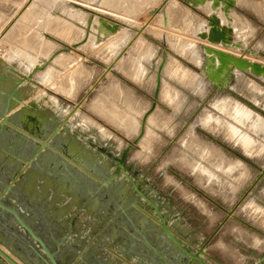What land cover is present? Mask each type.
<instances>
[{"label":"rangeland","instance_id":"obj_1","mask_svg":"<svg viewBox=\"0 0 264 264\" xmlns=\"http://www.w3.org/2000/svg\"><path fill=\"white\" fill-rule=\"evenodd\" d=\"M94 1L0 0V47L4 46L3 50L0 48V63L5 68L1 71L11 72L9 76L12 77L11 80H16H12L14 83L28 87L29 93L33 91L28 96L29 99L31 98V103L28 105L38 104L45 107L53 102L52 104L58 105V114L61 122L64 121L62 126L66 127L70 121L74 122L73 125L79 123L83 126L80 130L84 135H93L99 141H105L108 147L106 157L111 160L119 158L130 145L131 148L124 161L126 168L129 169V175L135 178V181L137 179L135 175L143 177L144 179L138 178L140 183L151 186L157 203L164 204L167 199L176 208L175 212L178 213L183 209L185 227L193 230V235H197L204 242L207 241L205 248H208L210 253L217 255V251L213 248V241L217 240L222 233L228 232L227 228L232 229L229 232L232 234L225 235V240L233 239L234 234L243 239L245 236L264 238L263 219L244 209L252 205L258 212L260 209L264 213V174H262L264 148L259 155L245 156L240 147L228 139L224 130L217 128L215 123L212 125L208 120L210 113L218 118H224V112L231 104H234L238 113L240 110L248 111L252 114L251 117L256 115L257 119H252L254 123L259 121L261 125H264L262 123L264 121V79L244 73V76L233 77L226 90H215L204 78L202 70L203 54L200 48L206 43H201L188 35L185 36L182 33L185 29L181 25L174 26L166 22V26H163L160 14L163 8L161 3L166 0H162L159 5L155 4L153 7H144L149 0H143V4L136 3V5H134L135 1L140 2V0H131L130 3L125 2L126 0H103L101 7H94ZM150 1L153 4L156 0ZM248 1L260 2V7L257 12L243 10L244 7L241 10L239 6L240 9L236 7L233 9H237L234 11L235 21L241 25V29L244 28L238 35L240 41L233 42L243 44V48L255 53L252 57L255 60L264 61V19H261L264 18V12L261 9H264V3L261 2L264 0ZM121 4L125 6H123L122 14L108 10L121 8ZM132 7L135 9L134 12H127V9ZM139 9L141 10L134 18L132 15ZM201 9L198 7L190 11L202 17L206 23L207 16ZM258 11L262 13V16ZM154 12L155 14L151 15ZM100 15L114 17L126 25H123L116 35L95 45L94 37L90 35L91 27L87 37H85V30L88 27L87 20L91 17L93 21ZM174 27L176 30L178 27L180 29L176 31ZM138 31L141 33L137 34ZM185 32L187 33L186 30ZM157 33L166 35L165 42ZM185 42H192L195 45L194 49L184 52L170 47L184 45ZM139 44L150 47L148 49L143 46V51L151 52L152 49L153 53L151 58L142 61V73L140 69L137 70L135 59L134 62L132 61L133 55L138 53H141L139 57H147V54L138 49ZM163 53L166 57L164 66L166 64L168 66L164 70L163 80L168 86H161V94L159 90L154 108L155 114L152 116L154 124L158 125L161 121L163 126L158 129L153 128V133L156 135L144 148L139 143L140 140L133 145L136 137L125 136L115 128L125 129V131L129 129L128 133H130L132 122L128 120L127 114L142 111L144 105L146 107L144 113H146L151 107L155 90L156 66ZM238 53L241 54L240 56H245L243 52L238 51ZM193 54L196 57H193ZM71 62L72 66L69 64ZM65 65L70 66L67 68ZM71 68L74 70L71 71ZM71 72L78 77L76 78ZM78 72L84 75L79 73V76ZM136 72L141 73L139 80L131 78ZM22 76H31V78L29 81H23ZM57 84L62 86L61 89L64 87L62 91ZM117 87L118 93L114 89ZM102 93L105 94L104 105H107V108L110 106L109 114H105L100 108H94V101ZM112 111L114 114H119H113V116ZM134 115L138 116L135 112ZM118 116H122L123 122L116 119ZM108 117H110V123L106 119ZM120 124L126 127H121ZM62 126L58 129V134ZM9 128L12 131L15 130L13 126ZM15 128L18 129V127ZM259 132L264 134L263 126ZM261 133L255 136L264 143ZM50 134L47 135V142L50 140H48ZM257 139L255 140L258 141ZM25 143L28 146V152L33 151L31 142L26 140ZM50 143L52 149L48 153L45 150L40 152V156L47 155V158L39 162L40 164L46 159L58 162L67 157L65 151L60 149L61 147L55 141ZM255 144L247 142L245 147L249 145L250 149H248L253 150L252 145L255 146ZM201 152L205 154V158H200ZM27 157L28 155L25 158ZM237 161L240 162L241 173L236 178L230 179L226 175L234 177ZM197 162L203 166H199ZM211 162L214 165H234L223 168L225 175L213 168ZM190 166L194 170L201 167L199 169L205 182L210 185L203 184L202 179L190 173ZM27 168L30 166L27 165ZM21 170L22 167L12 180L0 177L1 183L16 184L21 178L19 177ZM182 190L188 192L191 197L184 198ZM199 204L203 205L204 210ZM222 260L229 262L227 258Z\"/></svg>","mask_w":264,"mask_h":264},{"label":"crops","instance_id":"obj_2","mask_svg":"<svg viewBox=\"0 0 264 264\" xmlns=\"http://www.w3.org/2000/svg\"><path fill=\"white\" fill-rule=\"evenodd\" d=\"M182 12H184V10H182ZM184 15H186L187 18L189 17L190 20H197L195 17L199 16L194 13L187 14L185 12ZM138 46L139 50L147 54V57H139L141 53L133 55V59H137L135 61L137 70H141L142 61L151 58L153 53L152 49L151 52L143 51V46L145 45L139 44ZM145 47L148 49L150 48L148 46ZM166 68H168L167 64L164 66L161 75V86L165 85L163 74ZM1 69L5 68H3L0 63V107H5L7 105L12 106L9 115L17 114L18 129L13 127L15 130L12 131L11 128H9L11 127L10 125H6L0 129V177L5 179L11 177L22 167L20 171L22 175H20V181H22L25 188L30 191V197L32 199L36 198L46 204L59 203L58 209L60 210V217L64 230H67L74 238L83 235L87 241L85 249L88 248L91 250V264H94L95 260L99 258H102L101 264H175V255L172 249L170 250L167 246H164L158 235L153 232L152 227H155L154 222L152 220L150 221L147 216H141L140 214L137 216L128 215L126 212V203H123L121 208L124 212L123 214L118 217L113 214L104 218L100 216L99 207L93 203H75L71 192L76 191L75 185L77 183L75 182V173L72 171L74 170V165L71 163L68 155L71 154L74 157L71 152L75 153L77 151L78 153L74 158L80 156V159H82L87 167L101 170L105 167L108 160L106 157L108 151L107 144H105V141H99L93 135H84L80 130L83 126L79 123H77L78 125L74 124L76 125L74 126V122L71 123L70 121L66 127L65 125L62 126L64 121L61 122L57 109L58 105L52 104L53 102L49 100L47 101L51 104L45 107L38 104L28 105L31 103V98L29 99L28 96L33 91L29 93L28 87L14 83L10 80V78H12L9 76L11 72H5V70L2 72ZM141 73L139 72V74H137L136 72L131 78L139 80L141 78ZM35 96H38L37 93ZM36 102L41 103V101ZM143 108L142 111H134L139 117L135 116L134 112H129V114H127L128 120L132 122V131L130 133H128L129 129L127 131H125V129H115L122 132L125 136L136 137L141 127L142 115L146 109L145 105ZM236 110L235 105L231 104L224 112V118H218L210 113L208 115V120L212 125L215 123L214 125H216L217 128L224 130L228 139L238 145L245 156H254V154L259 155L264 148V143L260 142L255 135L261 133L259 130L262 126L264 127V125H261L259 121L254 123L249 114L250 112L248 113V111L245 110H240V120L237 117L238 112ZM154 114L153 111V113L146 118L144 126L145 136L139 142L144 148L149 144V141L154 138V135H156L153 133V128L158 129L163 126V122L161 121L158 125L154 124L152 119ZM262 123H264V121H262ZM57 125L58 129L62 126V130H60L58 136H62V143L64 145L63 150L67 156L63 158L64 160H61L63 167L57 165L56 162L52 161L53 159L40 164L38 158L34 160V162L37 163L35 169H33L34 171L28 174L31 168H27L28 164L26 163L25 157L29 152L25 141L29 140V134L35 136L36 133H45L47 135L51 133L50 135H52L53 127ZM262 137H264V134ZM247 142L256 143L255 146L252 145L253 150H247L245 147ZM199 156L200 158H205V154L202 152L199 153ZM237 163L238 165L234 177L226 175L223 171V168L234 164L214 165L212 162L210 164L213 165V168L218 169L230 179H233L241 173L240 162L237 161L235 164ZM198 164L199 166L202 165L200 163ZM207 169L216 175L212 170L209 168ZM189 172L194 174L198 179H202L203 184H207L199 167L194 170L190 166ZM135 177L144 179L138 175H135ZM96 182L98 181L93 180V184ZM139 185L141 187V183ZM181 193L186 199L191 197V195L184 190H182ZM165 201L164 204L157 203V206L162 212L167 225L176 232L183 244L187 245L190 242L196 247L205 246L207 241L204 242L197 235H193V230H189L185 227L183 223V209L177 213L175 212L176 208L169 200L166 199ZM199 205L201 209L204 210L203 205ZM244 209L254 216L262 218L264 221V213L260 209L258 212L252 205ZM133 210L134 212L136 211L135 209ZM67 224L68 227L66 228ZM227 231L228 232L219 235L217 240L213 241V248L217 251V255L213 252L210 253L208 248H205V253L207 255L205 259L208 264H264V261H261V259L264 258V238L245 236L243 239L241 237H236L234 234L235 237H233V239L229 238V240H225V235L231 236L232 234L229 233L232 231L231 228H227ZM222 258H227L229 262L226 263ZM188 264L191 263L188 262Z\"/></svg>","mask_w":264,"mask_h":264},{"label":"flooded vegetation","instance_id":"obj_3","mask_svg":"<svg viewBox=\"0 0 264 264\" xmlns=\"http://www.w3.org/2000/svg\"><path fill=\"white\" fill-rule=\"evenodd\" d=\"M55 143L61 147L60 149H64L62 136H58L55 139ZM71 153L75 157L78 152ZM122 155L116 160H111L107 157V164L101 170L87 167L82 159H80V156L74 158L71 154L68 155L71 163L74 165V170L72 171L75 173V182L77 183L75 185L76 191L71 192L75 203H93L99 207V213L102 218L113 214L118 217L123 214L124 212L121 208L123 203H126L128 215L137 216L140 214L141 216H147L150 221L154 222L155 227H152V230L158 235L164 246H167L170 250L172 249L175 255V264H185L183 263L184 254L161 231L160 220L157 218L149 202L157 208L165 222V226L172 231L173 236L181 246L185 248L196 246L190 242L187 245L183 244L176 232L167 225L162 212L156 204V197L152 193L151 186H145L144 184L142 186L141 184L140 187L137 182L138 178L135 181V178L129 175V169L126 168L125 162L123 163L124 172L135 184L137 190L122 175L118 167ZM41 156L39 161H43L45 157L47 158L46 154ZM46 162H48V159H46ZM60 162L56 163L63 167ZM30 168L28 174L34 171L35 166ZM15 175L7 179L12 180ZM20 175L19 177H21ZM93 180H97L98 182L93 184ZM29 192L20 180L16 184L13 183L11 185L9 182L0 183V203L2 205L0 207V249L17 264H91V250L85 249L87 241L83 235L74 238L67 230H64L60 210L58 209L59 203L46 204L36 198L32 199ZM133 209L136 211L134 212ZM10 210L18 214L22 223L31 230L35 237L41 240L44 246L32 238L27 229L9 212ZM101 261L102 258L96 259L94 264H101ZM0 264L10 263L0 256ZM191 264L198 263L194 262Z\"/></svg>","mask_w":264,"mask_h":264},{"label":"water","instance_id":"obj_4","mask_svg":"<svg viewBox=\"0 0 264 264\" xmlns=\"http://www.w3.org/2000/svg\"><path fill=\"white\" fill-rule=\"evenodd\" d=\"M177 1L186 5L190 10L196 9L198 7L203 8L205 4L209 2V8L211 9L212 13L207 15L206 23H205L206 31L199 34L198 35L199 38L205 40L210 45H221L222 47L237 49L242 51L243 53H249L252 56L255 55V53L243 48L242 45L233 42L231 27L227 25H223V23L219 18L218 11H220V13L225 18V20H227V22L231 21L229 17V11L233 10L236 7V0H177ZM165 3H166L165 1L162 2L161 7H163ZM154 14L155 12L152 13L151 15ZM91 23H92V18L90 17L87 20L88 27L85 30V37H87ZM97 23L98 26L102 27L105 30H108L111 33L117 32L119 30V27L123 26V24L113 21L110 18H105L101 15L100 17L97 18ZM140 33H141L140 31L137 32V34ZM200 49L203 54L202 70L204 73V78L206 79V81H208V83H210L215 88V90H226L228 84L232 81L234 77L233 75L234 70L240 71L243 74L249 73L255 77H261L264 79V66H261L257 63H251L249 61L244 60L243 58L233 57L228 53L213 49L210 46H201ZM165 61H166V57H165V53H163L160 62L156 66L153 103L142 117L141 129L139 134L133 141V145L136 144L143 137L146 118L148 115H150L153 112L155 108V103L158 98V94L161 86V75H162V69L165 65ZM36 69L39 70V68ZM30 78L31 76L28 77L22 76L23 81H29ZM12 80L16 81L14 79ZM17 82H22V81H17ZM11 109H12L11 105L0 107V129L6 125L18 127L17 114L9 115ZM57 126L53 127L52 135L49 136L50 139L48 141L49 143L46 141L47 134L45 133H36L35 136L29 134L28 137H29V141L31 142V148L33 149V151H30L28 154V158L26 160L28 166L32 167L37 165V163L34 162V160L40 158L41 151L45 150V152L48 153L49 150L52 149L50 141H55V139H57L58 137ZM130 148L131 146L129 145L124 151L121 160L118 164V167L121 170L122 175L130 182L133 188L137 190L135 184L128 178V176L126 175L123 169V163L125 161L126 154ZM262 174H264V171H262ZM139 195L142 197L140 193ZM149 204L153 207L157 218L160 220L161 231L171 241V243L175 247L180 249V251L184 254L183 263L187 264L188 262L189 263L195 262L198 264H207L205 260V257L207 255L204 252L205 246L193 247V248L191 247L185 248L181 246L176 240V238L173 236L172 231L165 226V222L161 217L157 208H155V206L152 203L149 202ZM0 207H2L1 203H0ZM9 212H11L14 215V217L17 219V221L25 229H27V231L31 234L33 239H35L36 241H38V243L44 246L41 240L35 237L31 232V230L22 223L18 214L15 211L10 210ZM0 256L10 264H17L1 249H0ZM261 261H264V258H262Z\"/></svg>","mask_w":264,"mask_h":264},{"label":"bare ground","instance_id":"obj_5","mask_svg":"<svg viewBox=\"0 0 264 264\" xmlns=\"http://www.w3.org/2000/svg\"><path fill=\"white\" fill-rule=\"evenodd\" d=\"M68 1V0H67ZM102 1L103 0H95L94 2H93V6L94 7H101V3H102ZM124 1V0H123ZM122 1V2H123ZM130 1L131 0H126L125 2H128V3H130ZM162 0H156L153 4H152V2L149 0V2L148 3H146L145 5H144V7H153L155 4H159L160 2H161ZM151 2V3H150ZM166 3H165V5L163 6V8L161 9V19H162V23H163V26L165 27L166 26V22H168L169 24H173L174 26L175 25H178V26H180L181 25V27H183V29H185L186 31H187V33L185 32V30H183L182 31V33H184L185 34V36H190V37H192V38H194V39H196V40H199V41H201V43L202 42H204V43H206V45H201V46H210V47H212L213 49H216V50H219V51H223V52H225V53H228V54H230V55H232L233 57H236V58H243L244 60H246V61H249V62H251V63H257V64H259V65H261V66H264V61L263 60H255L254 58H252L253 56H251V55H249V54H246V53H244L245 54V56L243 55V56H240L239 55V53H238V51L240 52V53H242L240 50H237V49H231V48H226V47H222L221 45H210V44H208L205 40H203V39H201V38H199V34H201V33H203V32H205L206 31V27H205V21H204V19L202 18V17H200V16H196L195 18H197V20H195V19H192V20H190L189 19V17L187 18V16L186 15H184V12L185 13H192L191 11H189L190 9L188 8V7H186V6H184L182 3H180V2H178L177 0H166L165 1ZM262 3H264L263 1H261ZM76 2H74V4H75ZM121 3V2H120ZM136 3H138V4H143V0H140V2L139 1H135V4L134 5H136ZM68 5V4H67ZM67 5H66V7H67ZM122 6H121V8H110V9H108L109 11H112V12H115V13H118V14H122L123 13V11H122V9L125 7L123 4H121ZM260 5V2L258 3V2H250V1H248V0H236V8L237 9H240L239 7H241V10H242V8L244 7V9L243 10H249L250 12H257V10L259 9V6ZM124 6V7H123ZM239 6V7H238ZM112 7V6H111ZM127 7V6H126ZM264 7V6H263ZM108 8V7H107ZM189 9V10H188ZM236 9V10H237ZM262 9V11L264 12V9L263 8H261ZM134 10L135 9H133V7L131 8V9H127V12H134ZM141 9H139V10H137L135 13H134V15H132L134 18H135V15H137L138 13H139V11H140ZM182 10H184V12H182ZM202 10V12H203V14L204 15H209V14H211L212 12H211V9L209 8V2H207L206 4H205V6L201 9ZM236 10H232L231 11V13H230V19H231V21L230 22H227V20H225V18L222 16V14L221 13H218V15H219V18H220V20H221V22L223 23V25H227V26H229V27H231V29H232V37H233V41L235 42V41H240L239 40V38H238V35L240 34V33H242L241 31L242 30H244V28L243 29H241V25L237 22V21H235V16H234V11H236ZM148 11V10H147ZM260 11V10H259ZM258 11V13H260L259 15H261L262 16V13L261 12H259ZM146 12V11H145ZM99 13H100V11H99ZM101 16H103V17H108V18H110V19H112L113 21H116V22H118V23H121V24H123L124 26L126 25V24H124V23H122L121 21H119L118 19H116V18H114V17H111V16H105V15H101ZM114 16V15H113ZM263 16H264V14H263ZM261 19H264L263 17L261 18ZM79 22H81V21H79ZM85 23H86V20H85ZM172 25V26H173ZM247 25V24H246ZM246 25H245V28H246ZM58 27V26H57ZM56 27V28H57ZM59 27H61V26H59ZM90 27H91V33L92 34H90V35H92L93 37H94V41H93V44H95V45H98V44H100L101 42H103L104 40H106V39H108L109 37H111V36H114V35H116L119 31H120V29H121V27H123V26H121V27H119V30L117 31V32H115V33H111V32H109L108 30H105V29H103L102 27H100V26H98V23H97V19L95 18V19H93V21H92V23H91V25H90ZM170 27V26H169ZM177 27V26H176ZM176 27H174L175 28V30H176ZM243 27V26H242ZM179 28V27H178ZM178 28H177V30H178ZM58 29V28H57ZM62 29V28H61ZM172 29V28H171ZM180 29V28H179ZM176 30V31H177ZM180 31V30H179ZM249 31V30H248ZM141 32V31H140ZM174 32V31H173ZM240 32V33H239ZM76 33V32H75ZM74 33V35H76L77 36V34H75ZM178 33V32H177ZM181 33V32H180ZM247 33V32H246ZM158 35H160V38L165 42V38H166V35L164 34V33H157ZM180 35V34H179ZM182 35V34H181ZM236 36H237V38H236ZM241 36H243V34H241ZM83 37H84V32H83ZM241 38H243V37H241ZM75 39H76V37H75ZM237 39V40H236ZM243 43V42H242ZM198 44H200V43H198ZM169 45V44H168ZM170 46V45H169ZM194 46L195 45H193L192 44V42H185V44L184 45H178V46H170V47H173V48H177V49H180V50H182V51H184V52H186V51H188V50H193L194 49ZM3 47L4 46H2V47H0L1 48V50H3ZM242 47H243V44H242ZM106 51V50H105ZM145 51V50H144ZM235 51H237V52H235ZM246 55H249V56H246ZM193 57H196L195 56V54H193ZM132 61L134 62V59H132ZM135 61H136V59H135ZM133 62H131V63H133ZM67 63V62H66ZM136 63V62H135ZM134 63V64H135ZM68 64V63H67ZM71 66L73 65L72 64V62L71 63H69ZM70 65H68V66H70ZM67 68H69L67 65H65ZM65 67V68H66ZM75 68V67H74ZM78 68V67H77ZM72 70H74V69H72L71 68V71ZM77 71H79V68H78V70ZM74 72V71H73ZM75 72H76V70H75ZM51 73V72H50ZM83 74L82 72H78V74ZM71 74H74V76H76L77 74H75V73H72L71 72ZM80 74H79V76H80ZM84 75V74H83ZM233 75H234V77H238V76H240V75H243V73L242 72H240V71H237V70H234L233 71ZM244 76V75H243ZM78 76H76V78H77ZM63 80V79H62ZM61 81V80H60ZM59 81V82H60ZM64 81V80H63ZM69 82V81H68ZM61 83H62V81H61ZM63 83H66V82H63ZM59 84V83H58ZM57 84V85H58ZM68 84V83H67ZM60 85V84H59ZM58 85V86H59ZM63 85V84H62ZM117 85V84H116ZM69 86H71V85H69ZM62 87V86H61ZM61 87L59 86V88L61 89ZM65 87H66V85H65ZM67 87H68V85H67ZM110 87V86H109ZM114 87H115V84H114ZM59 88H58V90H59ZM64 88V87H63ZM63 88L60 90V91H62L63 90ZM110 89V88H109ZM114 89H116V92H117V89H118V87L117 88H114ZM120 89V88H119ZM72 90H73V85H72ZM105 90V89H104ZM65 91H67V90H65ZM111 91V90H110ZM68 92V91H67ZM66 92V93H67ZM69 92H70V90H69ZM104 93V92H103ZM103 93L102 94H100V96L96 99V98H94V99H96L95 101H94V104H95V106H94V108L95 107H97V108H100L101 109V111L102 112H104L105 114L106 113H111L110 111V106H109V108H107V105L105 106L104 105V100H103V97L105 96V94L103 95ZM118 93V92H117ZM107 94V93H106ZM121 94V93H120ZM120 94H117V95H120ZM123 94H126V93H123ZM122 94V95H123ZM99 95V94H98ZM121 95V96H122ZM129 95V94H128ZM111 96H113L112 95V93H111ZM120 96V97H121ZM127 96V95H126ZM125 96V98H128V97H126ZM107 97V96H106ZM109 97V96H108ZM114 97V96H113ZM110 98V97H109ZM106 99V98H105ZM111 99V98H110ZM110 99H106V100H110ZM131 99V98H130ZM129 99V100H130ZM105 100V102H107ZM117 100H118V98H117ZM126 101V100H125ZM124 101V102H125ZM132 101V100H131ZM130 101V102H131ZM133 102H134V100H133ZM132 102V103H133ZM108 104H109V102H108ZM133 105H135L134 103H133ZM93 106V105H92ZM96 108V109H97ZM107 108V109H106ZM113 109V108H112ZM92 110H94V109H92ZM98 111V110H97ZM97 111H95V113L97 112ZM115 111V110H114ZM154 111V110H153ZM113 112V111H112ZM117 112V111H116ZM101 113V112H100ZM153 113V112H152ZM249 113V112H248ZM101 114H103V113H101ZM114 114V112L112 113V115ZM115 114H117V113H115ZM114 114V115H115ZM119 114V113H118ZM117 114V115H118ZM250 114V113H249ZM111 115V114H110ZM110 115H107V116H110ZM113 115V116H114ZM123 115V114H122ZM251 116H252V114H250ZM104 116V115H103ZM120 116V115H119ZM118 116V118H116V119H118L120 122H123V120L124 119H122V116L121 117H119ZM149 116V115H148ZM105 117V116H104ZM104 117H102V118H104ZM116 117V116H115ZM237 117L240 119V114L238 113L237 114ZM109 118L110 117H108V118H106L107 119V121H109ZM120 118H121V120H120ZM123 118H124V116H123ZM243 118H245V117H243ZM250 118V117H249ZM255 118L257 119V117H256V115L254 116L253 115V117H251V119H254L255 120ZM105 119V120H106ZM113 119V118H112ZM111 119V120H112ZM115 119V121L117 122V120ZM241 120V119H240ZM114 121V120H113ZM126 121V124L128 123L127 122V120H125ZM109 123H110V121H109ZM112 123H114L115 124V122H112ZM111 123V124H112ZM116 124H118V123H116ZM122 124V123H121ZM120 124V125H121ZM114 126H116V125H114ZM119 126V125H118ZM131 126V125H130ZM145 126V125H144ZM120 127V126H119ZM121 127H124V126H122L121 125ZM125 127H126V125H125ZM124 127V128H125ZM127 128H128V126H127ZM126 128V129H127ZM256 128H257V126H256ZM140 129H141V127H140ZM121 130V129H120ZM144 131H145V128H144ZM139 132H140V130H139ZM139 134V133H138ZM137 137V136H136ZM144 137V136H143ZM142 137V138H143ZM141 138V139H142ZM140 139V140H141ZM247 149L249 148V145H248V147H246ZM250 149V148H249ZM248 149V150H249ZM194 167V166H193ZM199 168H201V167H199ZM194 169V168H193ZM196 169V168H195ZM202 169H203V167H202ZM204 170V169H203ZM203 172V171H202ZM206 172H207V170H206ZM204 173H205V170H204ZM208 175V174H207ZM211 175V174H210ZM209 176V175H208ZM207 179V178H206ZM210 179V178H209ZM217 180V179H216ZM214 181H215V178H214ZM213 181V182H214ZM218 181V180H217ZM211 182V181H210ZM212 182V183H213ZM211 183V184H212ZM215 183V182H214ZM214 183H213V185H214ZM217 183V182H216ZM216 185V184H215ZM218 186H219V183L217 184Z\"/></svg>","mask_w":264,"mask_h":264}]
</instances>
